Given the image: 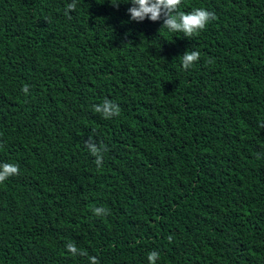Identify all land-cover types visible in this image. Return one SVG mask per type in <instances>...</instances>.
<instances>
[{
  "label": "trees",
  "instance_id": "16d2710c",
  "mask_svg": "<svg viewBox=\"0 0 264 264\" xmlns=\"http://www.w3.org/2000/svg\"><path fill=\"white\" fill-rule=\"evenodd\" d=\"M69 3L0 0V264H264V0H183L216 16L190 38Z\"/></svg>",
  "mask_w": 264,
  "mask_h": 264
},
{
  "label": "clouds",
  "instance_id": "9594fccd",
  "mask_svg": "<svg viewBox=\"0 0 264 264\" xmlns=\"http://www.w3.org/2000/svg\"><path fill=\"white\" fill-rule=\"evenodd\" d=\"M183 0H127V3L131 4V7L127 9L131 20L136 22L144 21L146 18L152 22L163 19L162 27L166 28L170 33H182L184 37L190 38L201 31L205 30L210 21L215 20L216 16L213 12L203 8H193L191 11L185 12L181 10ZM113 7H118L119 2L111 3ZM76 9V0H72V3L67 4L65 8V16L71 19L70 12H74ZM199 51H186L181 58V64L183 69H190L200 58ZM212 60L209 59L208 63ZM163 90V89H162ZM22 92L28 94L29 85H24L21 89ZM94 111L103 116L104 119H111L118 117L121 114V108L119 105L111 100L105 99L102 103L93 106ZM259 127L264 128V123H261ZM87 150L93 155L95 163L98 168L102 167L104 153L108 151L107 147L103 144H97L92 138H89L85 142ZM19 165L16 163L2 162L0 163V183H3L6 179L19 174ZM93 213L97 216L107 215L108 210L103 207H97L93 209ZM173 237L168 236V242L171 243ZM66 248L73 256H88L85 250L77 248L74 242H68ZM89 264H99L98 260L94 256H89ZM159 259V253L152 251L148 254L147 260L149 264H156Z\"/></svg>",
  "mask_w": 264,
  "mask_h": 264
}]
</instances>
